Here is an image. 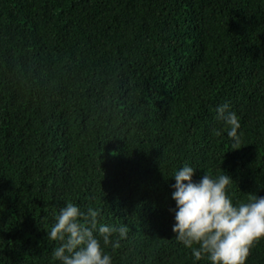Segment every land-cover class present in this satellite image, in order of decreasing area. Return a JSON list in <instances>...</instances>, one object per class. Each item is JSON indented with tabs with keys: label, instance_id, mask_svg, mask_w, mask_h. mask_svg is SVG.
Segmentation results:
<instances>
[{
	"label": "trees",
	"instance_id": "1",
	"mask_svg": "<svg viewBox=\"0 0 264 264\" xmlns=\"http://www.w3.org/2000/svg\"><path fill=\"white\" fill-rule=\"evenodd\" d=\"M185 164L264 197V0H0V264H59L68 202L127 226L113 264H211L172 232Z\"/></svg>",
	"mask_w": 264,
	"mask_h": 264
},
{
	"label": "clouds",
	"instance_id": "2",
	"mask_svg": "<svg viewBox=\"0 0 264 264\" xmlns=\"http://www.w3.org/2000/svg\"><path fill=\"white\" fill-rule=\"evenodd\" d=\"M216 119L227 128L233 144L239 143V117L228 103L217 106ZM196 169L188 164L173 174L172 200L175 201L172 232L195 260L205 255L211 264H245L253 242L264 238V197L253 195L247 202L233 203L228 186L234 182L223 172L217 178L204 174L193 182ZM47 237L59 241L52 258L59 264H113L101 246L119 247L126 238V225L101 223L99 209L83 212L68 202L58 214ZM198 245V247H193Z\"/></svg>",
	"mask_w": 264,
	"mask_h": 264
}]
</instances>
